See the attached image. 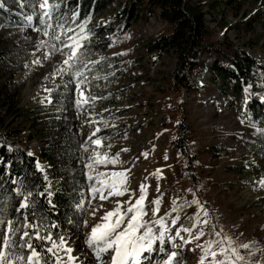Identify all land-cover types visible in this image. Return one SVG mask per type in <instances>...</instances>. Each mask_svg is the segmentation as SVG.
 I'll return each instance as SVG.
<instances>
[{"label": "rangeland", "instance_id": "obj_1", "mask_svg": "<svg viewBox=\"0 0 264 264\" xmlns=\"http://www.w3.org/2000/svg\"><path fill=\"white\" fill-rule=\"evenodd\" d=\"M70 1L47 0L48 6L41 8L44 0H0V57L7 64L0 84L15 73L10 86L19 109L59 99L55 112L37 113L41 124H32L27 116L17 121L26 142L30 131L44 133L30 144L32 155L55 145L49 149L51 161L38 159L51 185L66 194L73 186L78 189V202L66 208L57 225L59 238L73 249L71 255L79 252L81 264H111L108 254L95 259L86 243L88 235L117 202L126 211L144 186L142 219L151 222L148 226L156 236L160 225L155 221L162 219L164 239L142 255L140 264H163L172 252L177 254L173 264H215L225 260L221 248L236 249L243 257L237 264H264V92L245 84L237 94L230 81L220 78L221 72L234 71L230 58L218 53L199 56L197 67L187 73V84H175V54L153 58L147 47L166 25L140 0H104L86 25L90 31L85 30L84 40L73 39ZM227 1L229 5L213 15L223 21L215 37L225 39L228 54L246 53L264 65V0ZM124 13L130 15L128 26L104 44ZM17 15L25 22L14 20ZM74 41L80 44L77 58L70 71H62ZM254 108L261 112L258 120ZM180 120L190 129L187 153L174 145ZM97 154L108 162L97 163ZM112 172L125 174L118 185L125 194L109 196L111 189L104 188L107 199L102 200L101 193L91 189L100 188L98 180L110 179ZM178 203L181 216L174 220L167 215ZM185 218L199 229L184 234ZM9 220L0 211V247L5 235L12 245L16 235L26 239L23 233H30L26 223H13L10 233ZM188 234L190 240L183 241ZM51 239L59 244V239ZM17 244L22 246L21 241ZM244 244L248 248L241 247ZM22 249L18 255L14 246L10 248L16 263L45 264L41 256L27 259L28 244ZM53 252L54 264L56 256L60 264H73L63 246Z\"/></svg>", "mask_w": 264, "mask_h": 264}, {"label": "trees", "instance_id": "obj_2", "mask_svg": "<svg viewBox=\"0 0 264 264\" xmlns=\"http://www.w3.org/2000/svg\"><path fill=\"white\" fill-rule=\"evenodd\" d=\"M140 1L145 4V8L152 15L157 14L166 25L162 32L147 41V47L153 58H159L167 53L175 54L176 69L172 73L175 84L182 86L187 84V73L197 67L199 56L218 53V55H227L230 58L234 71H223L220 73V78L226 82L230 81L231 87L236 90L237 94H240L241 88L245 84L264 92V65L246 53L228 54L225 39L220 40L215 37L218 34V28L223 26V21L216 19L213 15L218 12L221 6L229 5L227 0ZM69 4L73 11L70 20L71 35L73 39L84 40L82 36L85 30L86 32L90 31L86 25L94 12L103 6L104 0H71ZM20 6L25 8L23 5ZM14 20L20 23L25 22L21 15L14 17ZM129 20L130 15L124 13L116 27L112 29L111 35L104 38V44L115 35L122 33L128 26ZM0 55L2 54L0 53ZM1 59L0 57V72L7 65ZM260 71H263V75L259 74ZM14 75L15 73H12L8 81L0 84V211H5L14 225L36 224L39 226L41 236L50 235L56 240L60 236L57 225L64 217L66 208L71 203L78 202L76 199L78 189L73 186L70 193L66 194L57 184L51 185L50 180L45 177L37 164L39 158L51 161L49 149H54L55 145L51 143L41 148L42 150L36 156L32 155L30 144L35 140H40L39 136H43L44 133L41 129H37L35 132L32 130L26 142L24 129L17 119L20 116H27L32 119V124L35 125L38 122L41 124L43 121L37 117V113L47 110L55 112L56 102L59 99L55 97V103L38 106L34 109H19L15 100V91L10 86ZM260 113L259 108H254L253 114L257 120ZM178 124L180 133L174 140V145L179 152L187 153L191 139L190 129L182 120ZM51 139L48 138V141ZM28 192L32 193V196L28 197L29 207L21 208L20 204ZM179 205L180 203L174 206L167 216L174 220L180 217L181 207ZM181 222V230L184 234L199 229L187 218L182 219ZM29 228L30 233L26 239H22L20 234L13 239L12 246L15 247L18 255L23 251L22 247L30 243L40 253L45 264H54V257L46 251L52 244L46 239H36L35 230ZM182 240L189 241V234L182 236ZM17 241L22 242L21 247L18 246ZM9 258L11 259V257ZM14 264L18 263L14 261Z\"/></svg>", "mask_w": 264, "mask_h": 264}, {"label": "snow or ice", "instance_id": "obj_3", "mask_svg": "<svg viewBox=\"0 0 264 264\" xmlns=\"http://www.w3.org/2000/svg\"><path fill=\"white\" fill-rule=\"evenodd\" d=\"M47 6H48L47 0H44V2L40 5L41 8H46ZM0 7H3V4H0ZM27 19L31 21L32 17L28 16ZM44 34L47 35L48 33L45 32ZM56 38L58 39L59 37ZM69 39H71V37ZM79 47L80 44L78 41H74L72 45H69L68 58L64 61V65H66V67L63 68L62 71L71 70L77 58V49ZM78 74L79 73H77V75ZM261 99H264V97H262ZM94 143L100 145L101 141L96 140L94 141ZM96 162L107 163L108 160L107 157H100L97 154ZM111 163H116V161L112 160ZM37 167H40L39 164H37ZM105 175H106L105 173L99 174V176L101 177ZM124 175L125 174L123 172H112L110 174L111 177L110 179L108 180L99 179L98 183L101 185V187L100 188L93 187L91 191L93 193H101L100 198L102 200L107 199V197L102 194L104 188L111 189L108 192L109 196L111 195L123 196L125 194V190H121L118 187V185L124 183V179H123ZM89 179H92V177L90 176ZM260 183L262 186H264V179H262ZM49 195H51V193H49ZM31 196L32 193L28 192L27 196L24 197V201L20 204L21 208L29 207L28 197ZM144 199H145L144 186H141V195L139 196L138 199H136L134 204H131L127 208L126 211L122 212L120 208V204L119 202H117L116 208L111 211L105 212L104 215L101 217V223H97L91 228V232L88 235L86 243L95 252V259L97 261L101 259V254L104 253V254H108L111 257V264H140L142 255L146 252L153 251V244L156 241L163 242L164 221L162 219L155 221V223L160 225V235L156 236L153 233L152 227L148 226L149 223L151 222L142 219V217L146 214L143 206ZM194 202L198 203V201H194ZM154 203L158 205L159 200L154 201ZM92 214L95 215V212H93ZM2 223L3 221H0V224ZM7 224H8V231L10 233L13 232L14 231L12 227L13 222L9 220ZM28 227H31L35 230L36 239H40V240L46 239L52 244V247H48L46 249L48 253H52L53 255H55L53 249L63 246V250L68 254V261L73 262L74 264L77 258L71 255L73 249L71 247H67V243L62 237L59 238V244H56L55 241H52L50 235H45V236L40 235L38 225L29 224ZM185 231H188V229H185ZM23 235L25 237H28L29 233L25 231ZM200 235H203V232H201ZM212 243H215V241ZM11 247L12 245L9 236L5 235L3 239V245L2 247H0V264H14V261L9 258L12 255V253L9 251ZM241 247L248 248V245L244 244L241 245ZM28 248L31 250V255L27 257L29 261H32L33 258L40 257V253L37 252L36 249L33 248L30 243L28 244ZM161 251L163 250L161 249ZM205 251L207 252L208 249H205ZM229 251L231 254H229ZM220 252L222 255H224L225 260L215 261V264H225L226 261L227 264H237V261L243 259V257L240 256L236 252V249L234 248L230 250L221 248ZM176 255L177 254L175 252H172L171 255L168 257V259L163 262V264H173V260ZM211 255L213 257H216L217 253L215 251H212ZM17 259H22V258L17 257ZM56 264H60L59 256H56Z\"/></svg>", "mask_w": 264, "mask_h": 264}, {"label": "bare ground", "instance_id": "obj_4", "mask_svg": "<svg viewBox=\"0 0 264 264\" xmlns=\"http://www.w3.org/2000/svg\"><path fill=\"white\" fill-rule=\"evenodd\" d=\"M22 12V11H21ZM80 253L79 252H75L74 253V257H76L77 259L75 261H78V264H81V262L79 263V259H80Z\"/></svg>", "mask_w": 264, "mask_h": 264}]
</instances>
